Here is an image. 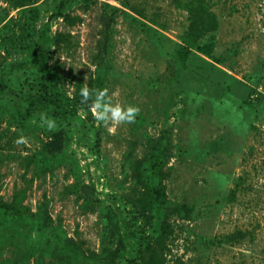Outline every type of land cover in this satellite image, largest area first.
<instances>
[{
	"label": "rangeland",
	"instance_id": "1",
	"mask_svg": "<svg viewBox=\"0 0 264 264\" xmlns=\"http://www.w3.org/2000/svg\"><path fill=\"white\" fill-rule=\"evenodd\" d=\"M187 1L0 0V200L22 192L51 217L43 235H1L0 264H52L56 231L81 246L75 264H264V0H207L212 58L184 60ZM46 26L77 40L50 50L72 114L33 82ZM116 104L139 111L114 122Z\"/></svg>",
	"mask_w": 264,
	"mask_h": 264
},
{
	"label": "trees",
	"instance_id": "2",
	"mask_svg": "<svg viewBox=\"0 0 264 264\" xmlns=\"http://www.w3.org/2000/svg\"><path fill=\"white\" fill-rule=\"evenodd\" d=\"M186 10L189 14L190 22L186 30L185 35L182 38L183 51L185 60L187 55L193 52H200L208 57L211 50L206 45L201 43L202 38L211 34L217 26V18L213 11L208 6L207 0H188L185 4ZM57 16L63 17L64 22L72 27L78 22L82 21L79 15H71L59 10L56 13ZM77 40L75 35L70 30H59L51 33L49 26H46L38 37V42L35 44L34 51L31 57L33 82L42 91L41 94L48 100H53L63 112L72 114V108L64 107L66 100L63 104L64 97L59 90L57 83L58 73L60 69L56 67L58 61H55L54 65H51L50 50L54 47L55 50L69 51L75 47ZM61 144V143H60ZM60 144L47 147L48 152L55 157L58 155ZM60 146V147H59ZM46 150V148H45ZM49 159L43 158L41 163L47 164ZM22 192L15 194L11 201L0 200V236L3 235V240L11 242L14 239H18L20 236H24L28 233V237L31 239L32 231H35L37 235H43L46 232V227L51 221V217L48 211L40 207L39 210L33 211L28 205L24 204ZM152 201L156 203H163L165 201V191L161 186L155 185L150 189ZM31 225V230L27 227ZM19 234V236H17ZM57 242L60 246L59 252L56 253L49 263L52 264H75L77 257L81 254V246L74 239L64 235L60 231H56ZM150 245V244H148ZM148 247V246H147ZM153 251L154 249H150ZM156 253H152V256ZM158 259L153 257V263H156Z\"/></svg>",
	"mask_w": 264,
	"mask_h": 264
},
{
	"label": "clouds",
	"instance_id": "3",
	"mask_svg": "<svg viewBox=\"0 0 264 264\" xmlns=\"http://www.w3.org/2000/svg\"><path fill=\"white\" fill-rule=\"evenodd\" d=\"M106 92H107L106 89H100V90L93 89L92 95L96 96L97 99H99L100 97H104L106 95ZM79 95L81 97L82 102H84L85 100H87L89 98L90 92H89V88L87 87V85H85L84 87H82L80 89ZM98 107H99V105H97L95 103L92 104V108L94 110V115H95L96 119L104 121L103 113L97 111ZM110 110L112 112V118H113L114 122L120 121V119H122V118L128 122H131L133 120L135 114L139 111V109L134 107V106H128V107H125L123 109V112L125 115H124V117H121V115H120L121 107L119 104L114 105ZM42 119H43V117H42ZM46 123L48 124L49 127H52V121L51 120L46 121ZM22 142H23L22 138L17 141V143H22Z\"/></svg>",
	"mask_w": 264,
	"mask_h": 264
}]
</instances>
